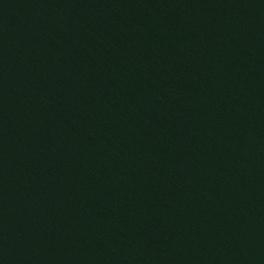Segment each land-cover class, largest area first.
I'll return each mask as SVG.
<instances>
[{"label":"water","instance_id":"1","mask_svg":"<svg viewBox=\"0 0 264 264\" xmlns=\"http://www.w3.org/2000/svg\"><path fill=\"white\" fill-rule=\"evenodd\" d=\"M0 264H264V0H0Z\"/></svg>","mask_w":264,"mask_h":264}]
</instances>
